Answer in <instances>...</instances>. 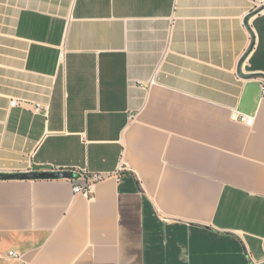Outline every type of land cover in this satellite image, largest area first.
I'll list each match as a JSON object with an SVG mask.
<instances>
[{
  "label": "crops",
  "instance_id": "1",
  "mask_svg": "<svg viewBox=\"0 0 264 264\" xmlns=\"http://www.w3.org/2000/svg\"><path fill=\"white\" fill-rule=\"evenodd\" d=\"M263 84L264 0H0V173H72L0 179V264L264 263Z\"/></svg>",
  "mask_w": 264,
  "mask_h": 264
},
{
  "label": "built area",
  "instance_id": "2",
  "mask_svg": "<svg viewBox=\"0 0 264 264\" xmlns=\"http://www.w3.org/2000/svg\"><path fill=\"white\" fill-rule=\"evenodd\" d=\"M172 30V27L171 29ZM169 48L167 47L166 51L164 52L163 55V60L166 57L168 53ZM159 66L157 68L158 72ZM262 93L264 95V84L262 86ZM234 116L237 120L246 122L249 125H253L254 123V117L249 116L245 113H241L237 110L234 112ZM76 172V177H72L70 180L73 182L74 186V191L75 193H81L84 194L85 196H90L92 194V189L95 184V182L104 179L106 176L103 174L95 173V174H90L87 169H81V170H75ZM10 255L16 256L17 253L15 251H11Z\"/></svg>",
  "mask_w": 264,
  "mask_h": 264
},
{
  "label": "water",
  "instance_id": "3",
  "mask_svg": "<svg viewBox=\"0 0 264 264\" xmlns=\"http://www.w3.org/2000/svg\"><path fill=\"white\" fill-rule=\"evenodd\" d=\"M69 172H22V173H0V179H34V178H58L71 177ZM264 264V263H258Z\"/></svg>",
  "mask_w": 264,
  "mask_h": 264
}]
</instances>
